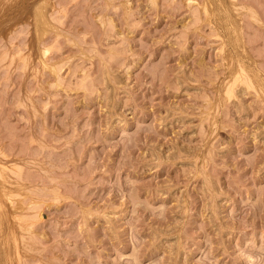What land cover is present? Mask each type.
<instances>
[{"label":"rangeland","instance_id":"obj_1","mask_svg":"<svg viewBox=\"0 0 264 264\" xmlns=\"http://www.w3.org/2000/svg\"><path fill=\"white\" fill-rule=\"evenodd\" d=\"M0 264H264V0H0Z\"/></svg>","mask_w":264,"mask_h":264}]
</instances>
